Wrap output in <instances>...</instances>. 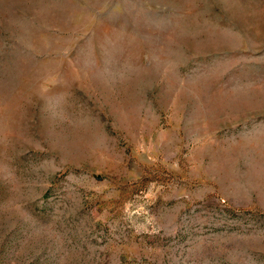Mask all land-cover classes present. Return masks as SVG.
<instances>
[{
    "label": "rangeland",
    "instance_id": "1",
    "mask_svg": "<svg viewBox=\"0 0 264 264\" xmlns=\"http://www.w3.org/2000/svg\"><path fill=\"white\" fill-rule=\"evenodd\" d=\"M0 264H264V0H0Z\"/></svg>",
    "mask_w": 264,
    "mask_h": 264
}]
</instances>
